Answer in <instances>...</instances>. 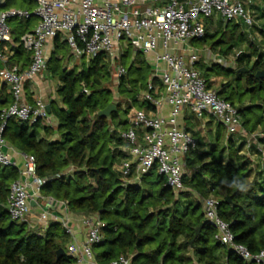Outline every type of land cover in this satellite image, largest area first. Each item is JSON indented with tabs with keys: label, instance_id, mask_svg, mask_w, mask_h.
<instances>
[{
	"label": "trees",
	"instance_id": "1",
	"mask_svg": "<svg viewBox=\"0 0 264 264\" xmlns=\"http://www.w3.org/2000/svg\"><path fill=\"white\" fill-rule=\"evenodd\" d=\"M35 7L31 0L23 9L33 12ZM250 8L259 13L261 23L253 30L264 42V0H252ZM34 18L17 19L12 28L10 24L15 19L8 21L12 40L9 66L25 70L31 64V53L19 43L24 34L33 30L30 23ZM212 37L218 38L212 49L229 45L220 50L223 56L230 53L231 44H243L245 40L240 23H225ZM62 38L61 35L54 40L56 51L50 56L47 70L57 85L58 99L49 104V116L57 126H45L44 119L34 122L11 117L3 138L22 153L35 157L38 176L47 181L42 188L44 197L66 202L69 211L76 215H97L106 224L104 240L93 247L98 264H108L122 255L131 256L132 264H257L244 261L222 245L203 212L204 200L214 197L219 201V215L230 225L236 243L253 255L264 250V170L256 169L252 158L242 153L247 141L238 144L232 136L226 139L220 124L211 137L214 144L208 149L204 150L207 144L197 136V149L185 157V190L179 194L161 185L164 178L156 170L139 183L126 182L117 166L127 159L123 150L127 144L120 131L128 130L129 120H121L120 115L123 112L128 116L135 108L156 112L142 95L150 84L162 90V83L153 76L144 55L128 45L120 59L127 73L119 79L118 92L129 105L124 110L118 104L109 118H101L99 113L113 103L107 88L113 75L110 60L101 53L90 62L82 59L73 69L63 67L58 53L69 47ZM248 47L251 53L237 58L236 69L219 64L203 71L197 69L209 84L213 73L229 79L217 90L218 96L238 110L246 132L253 134L261 127L264 133V79L255 77L258 71H264V60L254 42H249ZM131 55L132 60L128 61ZM240 69L249 72L236 73ZM29 88L31 85L27 84L26 91ZM247 92L261 102L263 111L259 118L252 117L251 106L244 108L234 102L236 96L240 98ZM34 95L33 91L26 93V101L34 104ZM8 103L9 107L14 103L12 89L0 84V127L2 107ZM110 123H116L115 130L111 131ZM258 141L259 146H264V137ZM248 150L257 153L264 165V156L256 146L250 145ZM18 179L17 168L0 167V264H76V259L67 254L71 238L60 223H50L43 231L11 219L10 187ZM199 228L201 232L195 238ZM61 248L66 256L58 260L57 251Z\"/></svg>",
	"mask_w": 264,
	"mask_h": 264
},
{
	"label": "built area",
	"instance_id": "2",
	"mask_svg": "<svg viewBox=\"0 0 264 264\" xmlns=\"http://www.w3.org/2000/svg\"><path fill=\"white\" fill-rule=\"evenodd\" d=\"M33 1L36 7L31 12L25 9L3 10L7 0H0V62L3 66L0 81L11 87L14 97V103L2 112L0 167H16L10 154L5 152L7 142L3 133L8 119L15 117L20 121L34 122L49 119L43 100L36 99L34 104L25 102L24 87L26 82L34 81L48 70L46 46L61 35L72 55L78 59L90 62L101 53L106 54L111 71L118 80L127 73L120 64L125 53L122 43L126 41L135 52L144 55L153 68V76L162 83V90L150 84L142 95V99L153 104L157 111L131 110L129 128L121 133L127 144V159L122 162L119 171L126 182L139 183L142 177L156 170L175 193L185 190V157L198 147L197 139L180 122L185 110L199 120L211 117L231 136L246 131L238 110L220 99L217 90L197 69L199 55L191 50L188 54L185 52L190 43L205 38L209 20L217 15L222 17L223 23H240L252 31L257 24L250 12L252 0ZM32 17L39 22L21 37L19 43L31 53L32 60L27 69L21 70L18 66H9L8 52L12 40L8 21ZM205 58L219 65L227 63L212 50ZM164 105L171 108L168 116L159 113ZM263 137L264 133H254L249 139L258 141ZM247 144L248 147L251 145L249 141ZM259 152L264 156V149H259ZM46 183L38 176L35 157L25 155L20 178L10 187L8 210L13 221L27 222L32 212L31 203L45 199L42 188ZM64 204L68 207L66 202ZM218 206L219 201L214 197L203 202L205 219L215 228L217 240L244 261L264 264V250L253 255L246 247L236 243L230 225L219 215ZM50 216L46 211L40 214L37 225L47 224ZM53 220L59 222L71 238L67 254L79 263L86 259L93 262V247L104 240L103 231L106 228L99 216L91 215L83 219L87 233L82 244L76 239L67 213ZM35 228L36 225H33L32 229ZM108 264H132V257L122 255Z\"/></svg>",
	"mask_w": 264,
	"mask_h": 264
},
{
	"label": "rangeland",
	"instance_id": "3",
	"mask_svg": "<svg viewBox=\"0 0 264 264\" xmlns=\"http://www.w3.org/2000/svg\"><path fill=\"white\" fill-rule=\"evenodd\" d=\"M30 2H31V0H10L9 1V5L6 8H4L3 10L23 9V7L27 6ZM250 10H251L250 12H252V15L254 16V19L256 20V23L260 24L261 20L259 18L258 11L254 10V9L252 10L251 8H250ZM38 22H39V19L34 18L31 21V23H30V29L35 28V26L38 24ZM16 23H17V19H15V21L10 24V28H12ZM209 23H210L211 27H208V31L207 32H208V34L210 36H207L203 40L193 41L192 43L189 44V46H187V49H186V52H189L191 50L192 53L196 52L199 55L200 61H202V65L200 64L201 67H200V65H198L197 68H199L200 70H202V69L206 70V69L211 68V66L213 64H220L218 62L207 60L205 58L206 55H207V52L209 50H212L213 53H215L216 55L221 56V58L226 60V62H227L226 64L222 63L224 65L223 66L224 68L236 69L237 68L236 60L239 57L238 55L240 53H242V55L245 56V55H248V54L251 53L250 50H249V47H248L249 46V42H254L256 44V46H258L260 56H262V58L264 60V42L262 41V37L257 32V30L255 31V30L252 29V31H251V29H249L248 27L243 26L242 24H240L241 25V32L244 35V39H245L244 43L243 44H240V43L239 44H235V43L231 44L233 47L230 50V53L227 56H223L220 53V50H222V49L226 50L229 47V45L225 43V44H221V45L217 46L215 49H212L213 48V44L218 41V38L212 37V35H214L219 30V28L225 23L222 24V17L220 15H217L215 18L213 17L212 19H210ZM122 44H123V49L124 50H125V48L128 45H130L126 41H123ZM58 56L60 58H62L61 65L63 67H67L68 69H73V66L79 65V64H81L83 62L82 59H78L75 56H73L69 48H64L61 51H59ZM131 60H132V55L129 57L128 61H131ZM246 61H247V58L245 57L244 62H246ZM250 61H251V63H253L255 61V58H252ZM112 73H113V71H112ZM46 74H47V71H46ZM51 76H52V74H50V75L47 74V78H49ZM210 81L213 83L212 87L214 89H216V90H219L223 83H224L223 85H227L229 83V79H226L224 77H218L216 73L212 74V76L210 78ZM118 85H119V80L113 74L111 76L110 81L107 84V88H109L111 90V93H112L113 104H115L116 106L118 104H121L123 109L127 110V107L129 105V101H127L123 96H121L119 94ZM56 89H57V85H55V92H56ZM237 91L239 92V90H237ZM234 102L237 105L241 104L244 108H248V107L251 106L252 110H250V113H251L252 117H254V118H256V117L259 118L262 115L263 108L259 107L261 102L259 103V101H257L256 98H253L250 92L245 93L240 98L236 96L234 98ZM134 110H137V109L135 108ZM130 115H131V112L129 113L128 116H126L122 112L121 115H120V119L123 120V121H126L127 119L129 120V116ZM110 124H111V131L115 130L116 129V123H110ZM262 129L263 128L260 127L254 133H258V134L262 135L263 134V130ZM121 132L122 131H120V133ZM224 135H225L226 139H230L231 138V135H229L226 132V130H224ZM250 135L251 134H249L248 132L245 131V132L239 133L237 135H232V137L239 143H243L242 140H244V139L249 141L251 143V145H254V146L257 147L258 152H259V149H264L263 145L259 146V143H258L259 141H255L254 139L250 140L249 139ZM246 136H248V138ZM246 152H247V148L244 149L243 153L245 154ZM251 154L252 155L250 157L252 159H254L253 160L254 161V167L256 169H257V167H259L260 170H264V165L260 164L261 162L258 160L257 153L253 154L251 152ZM118 168H119V165L117 166V169ZM151 179L154 180L155 177H153ZM160 183H161L162 186H166L167 185L165 179H162L160 181ZM177 194H179V193H177ZM36 230H41V229H37L36 228Z\"/></svg>",
	"mask_w": 264,
	"mask_h": 264
},
{
	"label": "crops",
	"instance_id": "4",
	"mask_svg": "<svg viewBox=\"0 0 264 264\" xmlns=\"http://www.w3.org/2000/svg\"><path fill=\"white\" fill-rule=\"evenodd\" d=\"M222 24H223V22H222ZM209 27H211L210 23H209ZM45 51H46L48 58L50 59L51 54L56 51L54 41L48 43ZM188 53L189 52H185V54H188ZM8 55H9V52H8ZM10 55H9V57H10ZM201 65H200V67H201ZM0 71H1V68H0ZM47 74L45 72L43 75L37 77L34 81L26 82L25 87H24V89H25V92H24L25 102H27L26 101V93L31 92V91H33L35 93V95L33 96L34 101L36 99H41L44 101V103L46 105H49L51 101H55L58 99L56 96V92H55L56 83L50 77L47 78ZM0 84L4 85L1 83V81H0ZM27 84L31 85L32 90L29 88L26 91V85ZM210 85H211V87L213 86V83L211 81H210ZM8 87H10V86H8ZM9 105H10L9 103L6 105H3L2 110L8 109L7 107H9ZM170 111H171V108L168 105H164L159 110V113L161 115L168 116ZM180 122L186 128V130L190 134L193 135V137L195 139H197V136L203 138V140L207 144V147L204 150L208 149L209 147H211L214 144L213 140H211L212 139L211 137L215 135L218 123H216L211 117H206L204 120H199V119H196V117L189 110H185L182 114ZM43 124L45 126H51V127L57 126V123L50 116H49V119H46ZM119 131H120V129H119ZM121 133H123V131ZM238 144H239V142H238ZM246 148H247V152L245 154H247L248 156H251V153L248 150L249 147L248 146L244 147V149H246ZM123 150H125V148H123ZM5 152L10 154L12 161L16 165L15 168L18 169L19 178H20V173H21L22 169L24 168V156L26 154L17 150L15 147L11 146L8 143H7V146L5 148ZM243 152H244V150H243ZM252 160H254V159H252ZM258 160L261 162L260 157H258ZM66 208H68V207H66V205L64 204L63 201H57V200H53L52 198H46L45 197V199L41 200L40 202L34 203V206H32L31 215L28 218L26 223L28 224V226L30 228H32L33 225H36L37 229H42L43 231H45V230H47L50 223L56 222L53 220V218H55V217L62 218L64 216H66V213H67L69 221H70V225L76 234V239L80 244H82L86 240V233H87V230L83 224V219L85 218V216L76 215V214L70 212L69 209L66 210ZM45 211L51 215L49 222L47 224H44V225H37L38 217L40 216V214H42ZM56 223H59V222H56ZM36 228H35V230H36ZM76 264H98V262L96 261V259L93 262L86 259L85 261H83L81 263L76 261Z\"/></svg>",
	"mask_w": 264,
	"mask_h": 264
},
{
	"label": "water",
	"instance_id": "5",
	"mask_svg": "<svg viewBox=\"0 0 264 264\" xmlns=\"http://www.w3.org/2000/svg\"><path fill=\"white\" fill-rule=\"evenodd\" d=\"M0 68L2 69L3 66L0 62ZM249 70L248 69H240L238 70L236 73H248ZM255 77L256 79L260 80V79H264V71H258L256 74H255ZM47 111H48V114L50 115V105H47ZM117 111V106L113 103H111L106 109L102 110L100 113H99V116L101 118H109L112 113L116 112ZM32 206H34V203H31ZM201 232V228L197 229L196 231V237H198V235L200 234ZM66 256V251L64 249H59L57 251V259L60 260L62 257Z\"/></svg>",
	"mask_w": 264,
	"mask_h": 264
},
{
	"label": "clouds",
	"instance_id": "6",
	"mask_svg": "<svg viewBox=\"0 0 264 264\" xmlns=\"http://www.w3.org/2000/svg\"><path fill=\"white\" fill-rule=\"evenodd\" d=\"M240 187H242V185Z\"/></svg>",
	"mask_w": 264,
	"mask_h": 264
}]
</instances>
